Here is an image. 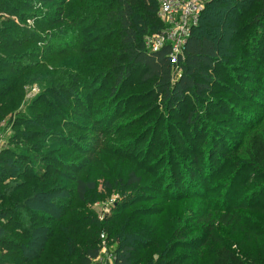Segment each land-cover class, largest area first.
Masks as SVG:
<instances>
[{
    "label": "trees",
    "instance_id": "trees-1",
    "mask_svg": "<svg viewBox=\"0 0 264 264\" xmlns=\"http://www.w3.org/2000/svg\"><path fill=\"white\" fill-rule=\"evenodd\" d=\"M47 1L56 6L51 12H43L38 0H0V6L15 11L12 13L21 6L31 8L21 14L42 25L41 29L31 28L22 15V20L17 21L13 14L0 10V74L10 73L0 75V123L5 120L6 127L15 129L8 145L17 144L15 149L8 146L0 150V264H96L102 233L117 243V264H203L207 253L213 257L209 264H264L260 247L264 246V124L239 148L224 149V167L228 170L213 190L197 192L196 196L182 192L170 196L168 190L160 193L165 201L136 207L135 201L155 198L144 193L138 194L137 200L127 196L102 221L87 208V195L97 190L100 177H104L107 189H112L114 183L138 189L145 186L149 172L153 177L149 189L158 191L165 184L164 174L156 173L161 163L151 162L141 172L132 165L126 178L121 174L116 177L105 167L104 176L93 178L90 170H85L86 174H68L62 168L43 164L45 156H38L43 150H59H55L59 143L78 145L63 131L52 130V119L63 115L60 104L68 107L70 101L80 99L84 104L86 100L82 101L74 91L94 87L99 79H110L109 96L117 101L129 81L136 78L134 85L141 90L132 97L140 96L135 103L148 101L143 119H151L149 124L154 128L163 121V110L177 112L189 99L197 107L214 101L215 87L223 84L220 69L225 64L218 40L210 33L195 34L193 30L184 56L174 62L170 46L152 51L145 43L149 34L165 26L158 15V0ZM219 1L210 0L206 7L209 5L211 10ZM220 11V19H210L219 25L209 32L222 29L221 39L229 38L235 43L242 37L240 20L233 18L229 10ZM99 23L101 27L114 25L112 39L97 36L96 30L89 32ZM245 25H255L256 33L260 31L264 36V0H260L259 10L247 18ZM259 38L255 35L256 41ZM99 41H103L102 45L90 46ZM232 50L238 53L237 45ZM68 56L71 60L55 70V61ZM33 83L46 91L40 99L48 93L57 98H49L41 105L37 101L25 104L27 85ZM114 116L111 112L100 120L95 115L94 119L102 124ZM189 121L198 123L197 118L190 117ZM106 145L111 163L124 158L116 142L107 141ZM39 159L42 161L38 167L30 170V165ZM199 159L200 155L192 162L201 164ZM96 160V156L89 155L76 165L86 169ZM61 165L76 170L71 162L61 161ZM40 168L47 174H42ZM193 172L201 175L200 170ZM19 175L22 178L2 184L6 178ZM178 176L184 179L187 175ZM189 189L192 191V187ZM181 195L185 205L178 198Z\"/></svg>",
    "mask_w": 264,
    "mask_h": 264
},
{
    "label": "rangeland",
    "instance_id": "rangeland-1",
    "mask_svg": "<svg viewBox=\"0 0 264 264\" xmlns=\"http://www.w3.org/2000/svg\"><path fill=\"white\" fill-rule=\"evenodd\" d=\"M70 1L66 0V3ZM38 3L43 12L48 10L51 12L56 8L51 1L38 0ZM57 3L61 2L57 0ZM208 7L210 6L207 5L204 9L203 20L194 29V33L201 35H209L210 33L212 38L218 40L219 49L222 50L221 55L225 64L220 69V77L223 84L215 87V93L212 95L214 101L197 107L192 104V99H189L184 102L177 112L163 110V121L154 128L152 124H149L151 119H143L148 101L142 99L139 103H135L134 100L140 96L132 97V94L141 90L140 86L134 85L137 83L136 78L129 81L124 93L117 101H113L109 96L110 79L104 81L99 79L94 87L78 88L74 91L78 98L80 96L82 101L86 100L84 104L79 102L80 99L70 101L68 107L61 104L58 106L63 115L52 119L55 120L51 126L52 130L63 131L66 136L76 140L74 142L75 144L77 142L78 145L69 146L67 143H59L60 145L55 147V150L60 148L57 151L48 149L38 152L40 158L45 156L43 164L46 162L50 166L62 168L68 174L73 175L83 174L85 170H90L89 174L93 178L104 176L105 167H107L111 169V172L116 173V177L121 174L123 178H126L127 171L132 165L141 172L145 171L146 166L151 162L161 163L156 173L164 174L165 184H161L158 191L149 189L148 184L153 178L152 175L148 174L149 172L146 173L145 186L138 189L125 187L122 183H114L112 189H107L104 185V177H100L97 190L87 195V208L98 214L99 221L103 220L106 213L112 212V208L117 202L127 198V196H132L137 200L138 194L144 193L155 198L151 201H143L144 199L135 201L133 207H136L150 206L165 201L166 198L162 197L161 194L168 190L170 196L172 193L177 196L178 192L196 196L197 192L213 190L215 183L220 181L223 173L228 170V167H224L226 164L224 163V149L234 150L239 148L251 133L264 124V36L260 35V31L256 33L257 27L255 25H245L247 18L259 10L260 0H221L212 5L211 10H208ZM30 9L21 6L18 9L20 12L12 13L15 11L0 6V10H6L4 12L8 15L13 14L11 16L17 21L21 19V11H30ZM221 9L229 10L233 18L240 20L238 28L241 30L242 37L235 43L229 38L221 39L224 33L222 29L209 32L211 27L219 25L210 19L212 17L220 19ZM22 18H25V23L29 27L41 29L42 25L40 23L36 24L33 18H28V15H22ZM91 25L89 24V26ZM101 26L99 23L98 28L91 27L88 30L89 32L96 30L97 36L104 37L107 35L109 39H112L110 31L113 30L114 25ZM255 35H259L261 38L256 41ZM102 43L103 41H99L90 44V46L95 48L102 45ZM236 45L238 53L232 50ZM226 47H230L231 50L226 49ZM234 53L237 54L236 57ZM70 57L56 60L55 66L57 67L55 70L61 69L66 61L71 60ZM45 60H47V57ZM74 63L77 64L78 60L74 59ZM68 64H70V61ZM89 64L92 65V62H89ZM90 65L89 68H91ZM49 67L54 68V65ZM0 75L6 77L10 73L5 71ZM27 88L25 104L37 101V104L41 105L49 98H57L55 94L48 93L46 98L40 99V96L45 95L46 91L38 83H33L31 86L27 85ZM65 96L66 93L64 92ZM111 112H114L115 116L108 123L104 121L100 124L96 121L97 119H94L95 115L100 120V118H105V114H111ZM190 117L192 120L197 118L198 123L196 125L191 123L189 121ZM6 126L8 125L5 120L0 123V150L8 146L13 149L17 147L16 142L8 145L9 138L15 129ZM49 141L45 143L47 144ZM107 141H111V144L113 142L117 143L124 155L123 159L119 158L115 163L108 160L111 152L105 150L109 147V145H106ZM146 150L149 151V154H145ZM66 152L68 153L66 154ZM46 155H52V157L47 158ZM89 155L96 156L97 160L90 163L86 169H81L79 165H76L77 162L82 161ZM198 155H200L201 164H194L192 160L195 157L197 158ZM228 156L230 157V155ZM41 161L40 159L34 161L35 163L30 165V170L37 168ZM61 161L71 162L72 165H76L75 169L78 171L66 169L61 165ZM182 161L185 162L182 163ZM212 163L215 164V167L212 166ZM39 170L42 174H47L45 169L40 168ZM193 170H200L201 175H193ZM212 171H216V173L214 172L215 175L204 181V178ZM50 173L51 170L48 174ZM178 174L187 176L181 179ZM20 178H22L20 175L15 176V178L8 177L2 181V184H10ZM112 182L115 181L112 180ZM189 187H192V191ZM183 197L182 195L178 196V198H182L183 202L181 204L185 205L186 201ZM114 245L116 246L117 243ZM260 247L264 252V246ZM212 259V255L207 253L202 258V263L209 264Z\"/></svg>",
    "mask_w": 264,
    "mask_h": 264
},
{
    "label": "built area",
    "instance_id": "built-area-1",
    "mask_svg": "<svg viewBox=\"0 0 264 264\" xmlns=\"http://www.w3.org/2000/svg\"><path fill=\"white\" fill-rule=\"evenodd\" d=\"M158 15L164 28L145 38L146 46L157 51L170 46L174 62L184 56L185 45L193 30L200 24L202 13L210 0H158ZM100 253L95 258L96 264H117V247L101 234Z\"/></svg>",
    "mask_w": 264,
    "mask_h": 264
}]
</instances>
